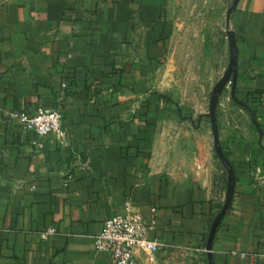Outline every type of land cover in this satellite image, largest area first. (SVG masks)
<instances>
[{
	"label": "crops",
	"instance_id": "obj_1",
	"mask_svg": "<svg viewBox=\"0 0 264 264\" xmlns=\"http://www.w3.org/2000/svg\"><path fill=\"white\" fill-rule=\"evenodd\" d=\"M170 3L0 0V264H114L95 236L128 206L162 244L136 249L138 264H210L228 173L207 113L196 125L157 90ZM228 28L238 78L218 119L236 189L214 264H264V0H239ZM39 107L61 110L65 144L9 117Z\"/></svg>",
	"mask_w": 264,
	"mask_h": 264
},
{
	"label": "rangeland",
	"instance_id": "obj_2",
	"mask_svg": "<svg viewBox=\"0 0 264 264\" xmlns=\"http://www.w3.org/2000/svg\"><path fill=\"white\" fill-rule=\"evenodd\" d=\"M231 2L171 0L170 3L169 50L158 71L156 86L173 110L183 117H194L196 125L200 113L209 112L213 88L229 64L227 30ZM230 86L224 93L228 94ZM202 119L211 127L209 117Z\"/></svg>",
	"mask_w": 264,
	"mask_h": 264
},
{
	"label": "built area",
	"instance_id": "obj_3",
	"mask_svg": "<svg viewBox=\"0 0 264 264\" xmlns=\"http://www.w3.org/2000/svg\"><path fill=\"white\" fill-rule=\"evenodd\" d=\"M9 117L19 119L23 131L42 136L54 134L61 140L62 144L66 143V133L62 127L60 109L39 107L32 116L11 111ZM37 146L42 148V144H37ZM81 161L83 168H86V161L82 159ZM259 179L264 183V174H260ZM154 226L155 221L148 224L142 212L128 206L125 213H115L105 220L103 230L95 236V247L97 251L110 253L114 264H138L135 257L136 249L139 248L149 254H155L162 248V244L158 240L150 239L147 236L149 229L154 228ZM56 232L55 228H49L43 235L47 237Z\"/></svg>",
	"mask_w": 264,
	"mask_h": 264
},
{
	"label": "water",
	"instance_id": "obj_4",
	"mask_svg": "<svg viewBox=\"0 0 264 264\" xmlns=\"http://www.w3.org/2000/svg\"><path fill=\"white\" fill-rule=\"evenodd\" d=\"M238 1L239 0H232L230 8H229V12H228V21ZM227 36H228V41H229V52H230L229 64H228V67L224 75L220 78V80L216 83V85L213 88L211 99H210V108H209V112L207 113V117H209L210 122H211V128H212V133L214 137V145H215L217 155L219 156V159L223 163L228 173V185H227L225 202L213 221V224L210 229V234L208 237L207 245H206V251L208 254V259H209L210 264H214L213 244L216 238L218 228L233 204V200L235 196V189H236L235 170L229 158L225 154L224 148L222 146L221 139H220L219 119H218V107L220 104L221 96L224 93L225 89L229 85H231L232 95L233 97H235V89H236L237 78H238L239 51H238L236 33L233 29L228 28Z\"/></svg>",
	"mask_w": 264,
	"mask_h": 264
}]
</instances>
